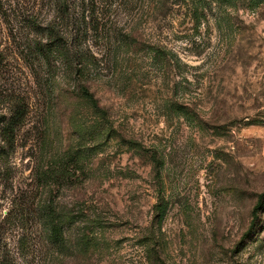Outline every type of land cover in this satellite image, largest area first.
<instances>
[{"label": "rangeland", "instance_id": "374dc122", "mask_svg": "<svg viewBox=\"0 0 264 264\" xmlns=\"http://www.w3.org/2000/svg\"><path fill=\"white\" fill-rule=\"evenodd\" d=\"M71 2L0 0L14 264H264V0ZM70 22L81 77L36 52Z\"/></svg>", "mask_w": 264, "mask_h": 264}, {"label": "trees", "instance_id": "16d2710c", "mask_svg": "<svg viewBox=\"0 0 264 264\" xmlns=\"http://www.w3.org/2000/svg\"><path fill=\"white\" fill-rule=\"evenodd\" d=\"M61 1V5L58 7V12L60 13H69V9L72 6L73 2L72 0H57ZM69 16V15H68ZM71 20V18H69ZM71 26L73 25L72 22H70ZM75 30L72 26V30H74L73 35L71 36V32L67 33L66 36L63 34V31L58 30L57 27H51L48 26L46 28V32L48 33V41L45 44H39L36 49L37 53L43 58V60L46 63H49L52 57L50 55L54 54L56 58H60L64 63V65L67 68H75V76L81 77L82 74H84L86 70V63L88 60V56H86V46L85 43L82 40V37L87 33V30L82 28L81 25L76 22ZM55 26V25H54ZM67 37V38H66ZM55 50V52H54ZM62 52H67V56H64ZM58 58V59H59ZM79 94L81 97H83L85 100H87L90 105L98 109L99 104L93 97V95L88 91L87 88L80 86L79 88ZM21 117L19 115H15L12 119H10V122L8 125L2 130V141L5 143H9L11 145V137L14 134L17 123L20 120ZM264 200V193L259 196V199L257 203L255 204L253 210H252V221L250 225V229L252 228L254 221L258 218L259 212L262 207V201ZM0 264H14L12 261L8 250L6 249L5 242L2 241V238L0 237Z\"/></svg>", "mask_w": 264, "mask_h": 264}]
</instances>
